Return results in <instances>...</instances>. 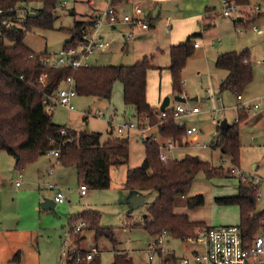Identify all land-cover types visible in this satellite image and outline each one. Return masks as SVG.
I'll list each match as a JSON object with an SVG mask.
<instances>
[{
    "label": "rangeland",
    "instance_id": "obj_1",
    "mask_svg": "<svg viewBox=\"0 0 264 264\" xmlns=\"http://www.w3.org/2000/svg\"><path fill=\"white\" fill-rule=\"evenodd\" d=\"M129 3L131 5H129L128 11L133 10V5H140L144 8L148 21L152 24L150 28L146 29L147 35L139 38L133 34L128 39L124 35L129 30L124 26L126 24H119L116 28L104 26V37L110 39L111 44L104 51L97 52L99 58L92 60L93 64H132L145 55L151 57V63L170 64V50L167 45L170 44L172 35L184 34L188 28L197 26L198 21L202 25L204 24V32L207 35L206 42L211 44L212 51L243 50L247 46H250V49H255V46H258L255 51L256 58L252 57L254 80L246 89L243 99H238L236 93L229 89L223 92L217 89L219 76L225 73L224 70L214 66L210 75L205 70L202 71V74H197L199 63L190 64L188 68L190 80L188 78V86H185V90L188 88L190 91V98L186 104L197 103L201 106L202 111L195 117H189L187 122L189 125L197 124L202 128L203 132L199 136V140L206 143L207 146L195 147L191 145L192 147L180 150L179 155L182 156L186 152L198 153L203 159L212 158L216 165L223 164L227 174L210 176L213 177V184L197 180L193 187L194 192L200 190L205 193L206 203L195 207L192 214L198 218V216L203 217V214L212 213L210 201L213 200V188L217 186L228 191L235 180L232 179L230 183H225L226 178L237 180L240 178L239 171L229 173L231 167L238 168L239 166H234L230 160L222 161V157L225 156L223 149L220 147L212 149V140L216 138L215 126L218 117L225 116L228 122H233L237 115V106L233 107V105L251 98L252 102L246 104L250 109L249 116L241 124L243 147L240 165L242 164L246 173L254 175L253 179L260 187L258 209L264 208V33H259L254 29V26H258L264 30V0H249L248 4L241 5L242 11L246 15L243 20H238L234 16H225L222 0H129ZM256 4H260L263 8V13L257 17V14H253L255 12L253 7ZM106 5V0H60L55 27L30 30L25 37V43L39 52L46 50V54L58 53L70 36L68 32L59 27L69 28L77 19H86L97 15ZM157 5L162 7L161 13L159 16H153V10ZM41 6L42 2H31L27 8L20 9L19 15L24 18L27 14H36L37 9ZM207 7H210L211 11H208ZM248 13L251 14L248 15ZM136 31L137 29H135ZM200 40L205 44L202 39ZM159 45L162 46L161 49L158 47ZM210 83L213 91L208 89ZM117 84L122 86L123 83L120 80L115 82L111 99L119 98ZM196 95L198 99H192ZM221 96L223 100L218 99H221ZM108 101V98H91L81 95L74 100V110L59 106L52 116L54 121L60 123L72 119L75 124H83L102 132L103 139H106L108 127H110L107 118ZM175 102L176 99L172 100L169 106ZM254 104H258V107H254ZM222 105L226 106L224 110L220 109ZM116 106L119 108L118 105ZM117 114L124 115L121 111ZM85 115H88L87 119ZM114 121L120 123V117L116 115ZM130 134L129 162L111 167V184L108 188H89V193L82 196L79 189L81 180L74 173V168H69L72 166L59 167L62 169V175L60 174L58 178L66 199L63 202H58L53 208H43L42 206V202L47 197L54 198L58 189V187H54L51 190L48 186L50 180H55L47 173L51 164L50 159L54 160L52 154H42L36 161L20 170L16 167V158L6 151H1L0 264H59L64 259L63 245L65 230L69 226V216L71 214L78 215L85 208L99 210L101 224L116 228V243H113L107 236L97 240L95 230L87 225L80 231V234L84 235L83 243L85 245L93 244L101 248V264H110L115 249L128 250L131 255H134L133 260L136 264H144L145 258L149 261L148 247L155 236L144 227L143 220L147 214V207L151 203L148 206L143 204L134 208L132 213L128 214L129 204L122 202V186L126 179L127 167L142 164L146 154L144 137L136 134L135 131H131ZM156 136L159 140L161 139L159 134ZM192 136L195 137V135ZM183 143L189 144L184 139ZM255 162L259 164L257 169L254 168L257 164ZM21 172L23 177H20ZM184 196L178 197L180 199ZM230 214L235 216L234 213ZM66 222L68 224L63 228L62 224ZM184 241L168 234L161 245L164 250L172 247L178 250L182 248ZM190 244L193 245V243ZM196 246L198 245L196 244ZM18 250H20L22 258L20 261L13 262L11 259ZM162 254L163 251L154 253L153 262L155 264L160 262Z\"/></svg>",
    "mask_w": 264,
    "mask_h": 264
},
{
    "label": "trees",
    "instance_id": "obj_2",
    "mask_svg": "<svg viewBox=\"0 0 264 264\" xmlns=\"http://www.w3.org/2000/svg\"><path fill=\"white\" fill-rule=\"evenodd\" d=\"M123 0H115L116 4ZM240 5L249 0H235ZM31 2H42L36 14H27L21 18L19 11L27 8ZM60 0H0V152L6 151L16 158V167L23 170L36 161L40 155L53 149L59 150L58 161L64 166H75L82 173L83 180L90 188H108L111 184V167L129 162L130 139L128 136L112 135L103 139L99 131L74 129L57 123L53 111L45 107L47 95L55 94L68 76L75 78L78 95L111 98L114 84L120 80L124 85V101L136 107L139 121L147 117L150 125H157L162 139H173L182 144L184 127L176 119H163L160 109L152 107L147 98V75L153 65L151 57L146 56L132 64H93L73 69L70 66H47L41 57L47 51H35L25 43L27 33L34 28H54L57 7ZM261 13L256 15L259 16ZM97 15L86 19H77L66 28L69 33L63 48L75 47L83 34L95 22ZM199 32L190 34L184 41L170 47L169 68L172 75V87L176 94L185 93L183 70L188 59L196 50V38ZM216 66L227 70V75L219 84L220 91L231 90L242 95L254 80L252 52L249 48L242 51L228 50L220 53ZM45 74L43 79L41 77ZM238 115L229 124H218L213 147H220L231 157L234 166L241 163V124L249 116L248 109L238 105ZM161 120H163L161 122ZM66 127V133L62 129ZM159 141L153 137L145 139L146 154L143 163L129 167L124 186L127 189H156L158 196L149 205L144 217V227L153 235L166 229L176 238L185 240L197 234L204 221L191 220L187 213L174 210L175 200L187 195L195 177L204 172L209 176L227 174L223 165L214 166L209 160L198 154L187 153L182 158L168 162L160 156ZM233 168V167H232ZM232 168L229 173H232ZM239 180L238 192L217 197L219 204H236L240 208V222L243 235L252 240L262 227L264 208L258 210L260 187L255 180L243 173ZM205 202L203 193L187 198V205L195 208ZM84 220L85 225L95 230L96 239L107 236L117 242L116 228L101 224V212L87 208L78 215H72L69 224ZM75 240L81 244L82 235L76 234ZM81 247V246H80ZM90 250L81 247L80 261L70 264H101V255L88 258ZM18 250L13 259L18 260ZM178 257L168 256L163 264H175ZM110 264H136L126 251L116 252Z\"/></svg>",
    "mask_w": 264,
    "mask_h": 264
},
{
    "label": "built area",
    "instance_id": "obj_3",
    "mask_svg": "<svg viewBox=\"0 0 264 264\" xmlns=\"http://www.w3.org/2000/svg\"><path fill=\"white\" fill-rule=\"evenodd\" d=\"M107 5L96 16L95 22L89 27L83 34L81 41L75 47L62 48L58 53L44 54L41 59L45 65H51L55 67L70 66L73 69L80 67H88L92 65V57L99 51L105 50L111 43L104 37V26H111L116 28L119 24H127L129 30L124 33L129 39L133 36L134 27L149 28L151 23L148 21V17L142 6H133L132 11H126L122 7L126 4L127 0L121 1L116 4L115 0H106ZM223 14L228 17L242 16L244 19L245 12L242 11V7L235 0H222ZM255 12L253 14L263 13V8L260 4H256L254 7ZM251 13H248L250 15ZM239 20V19H238ZM254 29L259 33H264V30L258 26H254ZM220 41V40H219ZM198 45V42H195ZM45 74L41 77H43ZM77 95L75 78L68 76L63 82L60 89L53 95H47L44 99L45 107L48 111H53L57 105H63L69 110L75 109L74 98ZM239 98L242 95H238ZM258 106V104H256ZM201 112L199 105H187L185 102L177 101L174 105H167L164 110H160L159 116L163 119L172 117L176 119L177 123L184 127L185 135L183 139L189 142V145L195 147H205L206 143L199 140V136L202 134V128L197 124L189 125L187 119ZM99 113H101L99 111ZM163 120H161L162 122ZM147 121V117L143 121L130 120L120 124L117 127V133L123 135L127 129H138L142 132L147 131L150 128ZM67 128L64 127L62 132L66 133ZM192 135H195L193 137ZM160 156L162 160L168 162L173 160L169 156L168 151L178 145L173 139H163L159 141ZM48 153L53 154L56 158L59 156V150L53 149ZM53 171V169H50ZM233 172L238 171V168L233 167ZM244 172H240V176ZM22 172L20 177H22ZM19 184V181H17ZM52 187H57V183H51ZM81 192L86 193L88 186L85 182L80 185ZM66 196L61 188H58L55 201L63 202ZM261 229L253 237L252 240H248L244 237L242 228L239 224H221V225H205L197 228V234L188 236L185 241L197 244L196 250L193 252L178 257L175 264H264V219L261 221ZM86 222L84 220L79 221L76 224L66 227L65 240L63 245L64 259L59 264H70L71 261H80L82 255L80 253L81 247L75 240L76 234L84 228ZM166 229L155 234L154 240L149 243L148 250L150 252L149 259L153 260L154 253L162 252L161 244L166 235H168ZM99 249L93 247L89 253L88 258H91L94 254H98ZM163 264V263H162Z\"/></svg>",
    "mask_w": 264,
    "mask_h": 264
},
{
    "label": "crops",
    "instance_id": "obj_4",
    "mask_svg": "<svg viewBox=\"0 0 264 264\" xmlns=\"http://www.w3.org/2000/svg\"><path fill=\"white\" fill-rule=\"evenodd\" d=\"M91 2V1H90ZM129 5H131L129 3V0H127L126 4L122 7L124 10L128 11V7ZM29 6V4H28ZM134 6V5H133ZM160 6V5H159ZM103 8H101L102 10ZM161 9L162 7H159L158 9V14H156V16H159L160 13H161ZM208 11H211L210 7H207ZM100 10V11H101ZM262 14V13H261ZM153 16H154V11H153ZM215 25V23H214ZM125 27H127L129 29V26L126 24L124 25ZM152 26V24L150 25V27ZM149 27V28H150ZM139 28V29H138ZM168 29H170V27L167 26ZM135 29H137V31L135 32ZM146 29L148 28H142V27H134L133 28V31H134V36L136 35V37H139V38H142L144 37L145 35H147V31ZM204 24L202 25L199 21L197 22V26L195 27H190L188 28L187 30H185L184 34L182 35H172V39H171V42L170 44L167 45V48L170 50V47L173 45V44H177V43H180L182 41H184L190 34L192 33H195V32H199L200 35L196 38V41L198 42V45L196 46V48H198L194 54L192 56H190V58L188 59V62H187V65L185 66L184 70H183V74H184V83H185V86H188V78L190 80V77H189V74H190V71H189V66L190 64H197V74H202V71H206V73L208 75H210L213 71V68L214 66H216V59H217V56L224 52V51H228V50H238V51H242L241 49H228V50H216V51H212V49L210 48L211 44L207 43V35H206V32H204ZM105 34V32H104ZM144 35V36H143ZM142 36V37H141ZM180 36V37H179ZM202 39L205 44L202 43V41L200 40ZM111 43V40L108 39ZM214 46V44H212ZM29 46V45H28ZM30 47V46H29ZM125 47V46H124ZM160 49L162 48V46H158ZM212 47V46H211ZM256 47L258 46H255V49L254 48H251L250 49V46H247L246 48H249L252 52V57L255 56V51H256ZM63 48V47H62ZM61 48V49H62ZM244 48V49H246ZM33 49V48H32ZM60 49V50H61ZM243 49V50H244ZM34 50V49H33ZM36 51V50H35ZM104 51V50H103ZM99 53V52H98ZM98 53H96L92 58V60H97L99 58V56L97 55ZM148 55H145L144 57H146ZM143 57V58H144ZM152 67L149 68L148 70V75H147V98H148V101L150 103V105L152 107H155L156 109H160V105L164 99V97L166 95H169L170 96V104H171V101L175 99V96L177 95L174 91H173V87H172V75H171V70L170 68L168 67L169 64L167 65H162V64H159V63H152ZM213 66V67H212ZM218 68V67H217ZM219 69H222V68H219ZM216 70V69H215ZM225 71V73H223L221 76H219V81H218V86H217V89L220 91L219 89V84L220 82L222 81V79H224L227 75V70L225 69H222ZM209 79L211 80V78L209 77ZM211 82V81H210ZM118 85V84H117ZM212 89V85L210 83V86L208 87V89ZM248 88V87H247ZM114 90V89H113ZM213 91V89H212ZM221 92V91H220ZM223 92V91H222ZM246 92V90H245ZM245 92L242 94V97L239 98L238 96V99H243L244 96H245ZM186 98H187V101L188 99L190 98L189 95H190V91L189 89L187 88L185 90V93L183 94ZM78 96H81V95H76V97ZM119 98L118 99H114V98H108V115H107V118H108V122H109V125L110 127H108V136H112V135H119L117 133V127L124 123V122H127V121H130V120H135V121H138V115H137V110H136V107L134 105H129V104H126L125 101H124V85L122 84L121 85H118V95H117ZM75 97V98H76ZM88 97V96H87ZM89 97H93V98H100L98 96H89ZM74 98V100H75ZM192 99H198V96L196 95L195 97H192ZM219 100H223L222 99V96H221V99L218 98ZM249 100V101H248ZM242 101V100H241ZM177 102V100H176ZM175 102V103H176ZM252 100L251 98L250 99H245L243 100L242 102H237V105H233L234 106H237V115H238V105H242L244 107H247L246 104L248 103H251ZM174 103V104H175ZM186 103V101H185ZM169 104V105H170ZM173 104V105H174ZM118 105L119 108L116 106ZM194 105H199L197 103H195ZM252 105V104H251ZM65 107L63 105H57L54 110H53V113L55 111V109H57L58 107ZM172 106V105H171ZM200 106V105H199ZM254 107H258L256 106V104H254ZM67 108V107H65ZM201 108V106H200ZM226 106L225 105H222L220 107V109H225ZM251 108V107H250ZM248 109V112H249V108L247 107ZM119 111H121V113H123L124 115L122 114H117L119 113ZM202 111V110H201ZM201 112H199L198 114H200ZM197 114V115H198ZM119 116L120 117V123H115V116ZM237 115H236V118H237ZM196 115L192 116V117H195ZM86 119L88 118V115H85ZM219 119L217 120V123H216V126L215 128L217 127L218 124H229V123H232V122H228V119L224 116L222 118V116H219L218 117ZM236 118L234 119V121L236 120ZM215 119V118H214ZM57 122V121H56ZM77 122V121H76ZM57 123H60V122H57ZM66 127H69L71 129H74L76 130L77 132L81 131V130H87V131H97V130H93L92 128L88 127V126H84L83 124H78V123H74L72 119L70 120H67L65 122H62L60 123ZM131 131H135L136 134H140L141 136L144 137V142H145V139L148 138V137H153L155 138L156 140L158 141H161V139L159 140L157 138V134H159L157 132V125H152L150 128L147 129V131H140L138 129H127L125 130L124 134L121 135V136H128L130 137L131 134L130 132ZM100 132V131H99ZM102 133V132H101ZM216 134V132H215ZM163 140V139H162ZM241 141H242V136H241ZM213 142V140H212ZM212 146V145H211ZM188 147H192L191 145L189 144H184L182 142V144H178L176 145V147L173 149V151H168L169 153V156L172 157V159H178V158H182L183 156H185L187 153L189 152H186L184 153V155L180 156L179 155V151L182 150L183 148H188ZM242 147H243V141H242ZM218 147H213L212 146V149H217ZM222 149V148H221ZM1 154V153H0ZM48 154V153H47ZM191 154H198V153H191ZM51 155V154H49ZM199 155V154H198ZM51 156L54 157V160L50 159L51 160V164H50V167H49V170L47 171V173L49 175H51L55 180H50V182L48 183V186L50 187V189L52 190L54 187L51 186V183L53 182H56L57 183V187L58 188H61V183H60V180L58 177H60V174L62 175V172L61 170L62 169H59V167H62L64 165H62L58 159L52 154ZM200 156V155H199ZM222 156V155H221ZM56 159V161H55ZM206 160H209L212 165L214 166H217V165H223L222 163L220 164H214V160L212 158H208ZM225 160H230L231 161V157H229L228 155L225 154V156L222 157V161L224 162ZM257 163V162H255ZM56 165V166H55ZM66 167V166H65ZM69 167V166H68ZM242 164L238 167V171H239V174L240 172H244L246 173L247 171H245L243 168H242ZM259 167V164H255L254 168L257 169ZM53 169V171H51L50 169ZM69 168H74V173L77 174L79 180H81V183L85 182L83 180V177H82V173L80 172V170H78L77 167L75 166H72V167H69ZM129 166L127 167V170H128ZM232 168V167H231ZM127 170H126V173H127ZM65 172V171H64ZM237 172V171H236ZM247 175H251L250 177L252 178H255L254 175H252V173L248 174L246 173ZM23 177V176H22ZM235 180L233 181L232 183V187L226 191V189H222L220 187H217L215 186L213 189V194H212V198L213 200L210 201L211 202V208H212V213L209 212L207 214H203V217H199L198 218H195V216L192 214V211L195 210V208H190L188 205H187V198L191 195H194V194H197V193H203L204 196H205V202L203 204L206 203V195L204 192L200 191L197 192V191H193V187L196 183V181L198 180V182L200 181H203L204 183H211L213 184V177H210L209 175H207L206 173L204 172H200L196 177H195V180H194V183H193V186L190 190V192L185 195L184 197H181L179 199V197L176 198L175 200V206H174V210L177 212V213H187L190 217L191 220H194V221H204L206 224H209V225H221V224H239L240 222V208L238 205L234 204L233 206H231L230 204H225L226 206L224 205H218L219 203L216 201L217 197H220V196H225V195H232V194H236L238 192V186H239V179H234V178H226V181L225 183H230L231 180ZM53 181V182H52ZM256 182V181H255ZM80 183V185H81ZM124 183V182H123ZM89 188L87 189L86 193H82L81 192V189H80V193L82 196H86L88 193H89ZM122 192H123V201L122 202H126L129 204V209H127V213L130 214L132 213V209L134 208H138L139 206L143 205V204H147V206L149 205V203H152L155 198L158 196V191H155L154 189H149V190H132V189H127L125 188L124 184L122 186ZM62 189V188H61ZM58 190V189H57ZM57 192V191H56ZM192 192V193H191ZM56 195V193H55ZM55 195H54V200H55ZM135 195L137 196H142L143 197V200L142 201H137L136 204L133 203V197H135ZM46 197V196H45ZM47 199H52V198H49L47 197L43 202H45ZM42 202V203H43ZM54 207L55 205L58 203V202H54ZM53 208V207H51ZM148 208V207H147ZM87 209V208H85ZM263 209V208H262ZM262 209H258L259 211L262 210ZM84 210V209H83ZM82 210V211H83ZM81 211V212H82ZM230 213H234V217L230 214ZM72 216V214L69 216V219L70 217ZM214 223V224H213ZM216 223V224H215ZM68 223H64L62 224V227L64 228ZM167 236V235H166ZM83 239H84V235L82 236V240H81V247L83 249H86V250H91L93 247H96L99 249V252L101 254V248H99V246H95L93 244L91 245H85L83 243ZM164 241V240H163ZM163 243V242H162ZM191 243V242H190ZM190 243H187L184 241L183 245H182V248L180 249H176L174 247L172 248H167L166 250H164L163 246L161 245L162 247V250H163V254H162V258L160 260L159 263L157 264H162L163 263V260L168 257V256H176V257H181L183 255H186V254H189L191 252H193L194 250H196L197 246L196 245H192ZM20 251V250H19ZM122 251H126L130 254V252L128 250H114V255H113V259H114V256L116 254V252H122ZM130 256L134 259V255H131ZM21 256L20 258L17 260V261H20L21 260ZM112 259V260H113ZM11 260H13V262H15V260L12 258ZM154 260V259H153ZM153 260H150L148 261L147 258H145V261H144V264H155L153 262ZM111 263V262H110ZM13 264H16V263H13Z\"/></svg>",
    "mask_w": 264,
    "mask_h": 264
},
{
    "label": "water",
    "instance_id": "obj_5",
    "mask_svg": "<svg viewBox=\"0 0 264 264\" xmlns=\"http://www.w3.org/2000/svg\"><path fill=\"white\" fill-rule=\"evenodd\" d=\"M159 5L156 6V8L153 10L154 11V16H156V14H158V9H159ZM239 20H243V17L242 16H239L238 17ZM175 99L177 101H181V102H185L187 101V98L184 96V95H180V94H177L175 96ZM170 96L169 95H166L160 105V110H164L166 108L167 105L170 104ZM143 200V197L142 196H137L135 195V197H133V203L136 204L137 201H142ZM55 200L54 199H47L45 202L42 203V206L43 208H51V207H54V203Z\"/></svg>",
    "mask_w": 264,
    "mask_h": 264
}]
</instances>
